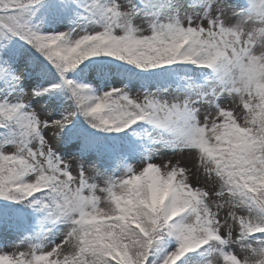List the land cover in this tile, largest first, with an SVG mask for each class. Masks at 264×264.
I'll return each mask as SVG.
<instances>
[{"label": "snow or ice", "instance_id": "snow-or-ice-1", "mask_svg": "<svg viewBox=\"0 0 264 264\" xmlns=\"http://www.w3.org/2000/svg\"><path fill=\"white\" fill-rule=\"evenodd\" d=\"M0 264H264V0H0Z\"/></svg>", "mask_w": 264, "mask_h": 264}, {"label": "rangeland", "instance_id": "rangeland-1", "mask_svg": "<svg viewBox=\"0 0 264 264\" xmlns=\"http://www.w3.org/2000/svg\"><path fill=\"white\" fill-rule=\"evenodd\" d=\"M188 164H189V166H191V164L192 163H194V162H187ZM193 183H195V180H193ZM98 195H100L99 193H98ZM8 251H13L14 249H11V248H9V249H7ZM23 250V249H22Z\"/></svg>", "mask_w": 264, "mask_h": 264}]
</instances>
